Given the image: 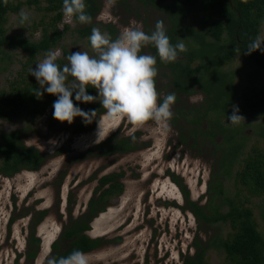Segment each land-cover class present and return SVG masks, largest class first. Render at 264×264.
<instances>
[{"label":"rangeland","instance_id":"374dc122","mask_svg":"<svg viewBox=\"0 0 264 264\" xmlns=\"http://www.w3.org/2000/svg\"><path fill=\"white\" fill-rule=\"evenodd\" d=\"M13 1L17 3L25 0ZM21 12L29 16V20L23 24L19 22ZM161 15L159 9L144 7L135 0H115L114 3L101 0V9L93 20V29H97L106 38H110L109 28L104 27L107 24H112L117 29L118 36L126 27L139 26L144 31V24L153 31L156 22L162 18ZM50 17V14L41 9L23 5L19 11L8 14L5 27L8 34L37 40ZM186 23L192 24V19L186 20ZM65 24L69 26V30L58 44L49 52L38 56L34 64L26 66V70L35 69L36 63L42 62L49 54L56 56L55 62L62 60L65 66L68 64L67 56L72 52H87L90 56L95 53L89 36L81 38L76 32V28L81 25L73 17L64 14L58 24L59 29L63 30ZM258 40H264V22ZM143 55H148L146 50ZM27 60V54L20 49L5 48L0 53V92L10 90L12 85L25 79L24 67ZM225 68L233 72L234 82L240 91L248 88L257 91L264 87V71L242 57L235 58ZM167 83L165 77L159 76L155 82L156 91ZM97 95L98 92L94 96ZM203 97L200 92L188 96L181 94L178 103L171 106L173 115L167 130H160L154 122L148 121L134 131V134L137 133L139 148L110 156L101 155L102 149L97 145L114 133L118 136L131 135L133 125L126 118L121 119L117 129L111 131L100 143H95L97 122L103 121L106 112L93 119L96 123L90 130L76 127L83 121L81 117H75L71 124L54 119L53 103L48 104L34 118H0V130L6 132L24 128V143L38 148L47 156L40 169L22 170L11 176L0 174V264H43L46 261L45 250L50 249L49 257L52 249V241L49 244L46 242L48 245L44 246L45 240L49 238L54 241L58 238L60 224L63 220H68V212L72 217L82 213L90 196H95L99 177L110 172L123 173L119 177L123 190L118 196H112L105 210L98 213L91 222L88 235L93 239H100L101 243L83 253L87 264H183L182 255H192L195 251V237L205 242L212 236H227L230 231L227 224L198 223L194 214L186 207L183 190L177 183L179 181L185 186L192 201L202 196L199 204H204L210 182L215 178L213 174L222 171L220 162L224 157L222 149L226 145L217 148L210 142H196L186 137L191 127L187 121L190 114L174 117V108L179 103L189 110L190 106L200 105ZM97 101L99 100L93 102ZM233 105L238 107V114L243 116L244 121L235 125L229 123L227 127L236 131L234 138L243 137L244 146L242 152L237 154L232 169H224L221 183L225 193L233 201H241L252 209L258 229L264 236L262 197L249 192L248 187L234 175L241 166V159L253 146L264 153V119L244 115L239 108V97L230 106V113ZM176 124L181 127L182 135L176 129ZM179 136H184L185 141L181 142ZM222 140L218 136L215 144ZM26 173H38L44 182L25 191L22 179ZM163 185L168 188L162 189ZM42 192L46 193L43 197L40 196ZM49 199L50 204L47 203ZM35 205L39 211L47 213L35 230V236H40L38 251L34 259H29L27 255L33 246H25V240L31 230L28 218L37 212ZM10 216L14 219L8 223ZM97 225L103 229L102 233L98 232ZM109 226L112 228H108ZM65 245L63 239L58 241L60 248ZM205 260L209 264H219L225 261V254L212 246L205 253Z\"/></svg>","mask_w":264,"mask_h":264},{"label":"trees","instance_id":"16d2710c","mask_svg":"<svg viewBox=\"0 0 264 264\" xmlns=\"http://www.w3.org/2000/svg\"><path fill=\"white\" fill-rule=\"evenodd\" d=\"M144 7L157 8L162 12L166 34L170 43L175 45L181 40L187 51L178 53L174 62L161 61L157 50L151 44L141 48L140 54L146 50L148 55L156 56L157 75L167 79L168 83L158 89V103L168 94H174L175 105L179 96L191 95L197 92L203 94V101L198 106L185 109L180 103L175 107V118L190 114L187 121L191 124L188 138L203 143H211L215 147L226 145L222 149L223 156L220 166L210 182L208 197L204 204L200 199L192 201L189 191L179 181L183 190L186 207L194 214L201 225L215 223L227 224L230 228L225 237H210L205 242L195 237L193 245L195 251L192 255H183V264H209L205 260L207 250L215 246L225 254V261L219 264H264V236L258 229L253 211L240 202L233 201L226 193L221 183L224 169L233 166L237 154L242 152L243 137L234 138L235 130L229 129L227 116L230 115V106L239 97L241 112L249 117L264 119V87L254 91L248 88L240 91L234 82V74L225 68L235 58L242 57L264 71V52L256 50L250 54L246 49L258 40L261 25L264 22V0H135ZM23 5L33 6L50 14V20L41 29L39 39L32 40L27 37L7 33L6 22L8 14L17 12ZM85 12L91 17L90 22L80 23L73 16V20L80 24L76 32L81 38L90 36L93 30V20L101 9V0H85ZM64 16L63 0H25L15 3L13 0H0V53L5 48L20 49L27 54L24 67L25 79L14 84L8 91L0 92V118L10 120L21 117H37L46 106L53 103L56 96L40 89L36 79L29 74L26 66H31L37 57L49 52L62 39L69 30L67 24L63 30L58 27ZM192 19V24L186 20ZM197 24L198 26H195ZM146 34H150L149 26L144 24ZM109 28L110 40L118 37V31L112 24L104 25ZM154 30V28H153ZM264 46V45H262ZM67 54L66 51H64ZM96 55V52L93 54ZM61 68L62 60L56 62ZM69 77V81H71ZM40 89L42 95L36 97ZM97 90L89 85L86 93L95 95ZM162 94L160 95V93ZM102 99V98H101ZM74 105L88 112L95 111L94 118H98L106 110L97 102L82 103L73 97ZM188 111V112H187ZM93 118V119H94ZM96 121L85 124L78 123L76 127L81 130H90ZM176 129L182 135L181 127ZM137 133L128 136H118L114 133L103 143L97 145L101 148V155L126 153L139 148L136 141ZM221 136L222 141L215 144V139ZM24 128L10 131L0 130V174L11 176L20 170H36L47 159V156L32 145L24 143ZM179 140L185 141L184 136ZM30 146V147H29ZM225 160V163H224ZM241 166L235 171V178L246 187L248 191L260 195L264 203V153L253 146L241 159ZM232 169V167H231ZM123 173L110 172L98 179L95 189L96 196L88 203L89 210L82 216L71 218L64 225L59 238L52 244V252L48 259L59 261L73 251L88 252L100 245V239H92L84 231L89 229L90 220L99 212L104 211L112 196H118L122 190L119 177ZM226 206V209L223 207ZM42 215L38 216L37 221ZM63 239L66 245L58 246ZM40 239L31 232L29 246L33 249L28 252V258H34L38 251ZM43 264H47L45 261Z\"/></svg>","mask_w":264,"mask_h":264},{"label":"clouds","instance_id":"9594fccd","mask_svg":"<svg viewBox=\"0 0 264 264\" xmlns=\"http://www.w3.org/2000/svg\"><path fill=\"white\" fill-rule=\"evenodd\" d=\"M114 2L115 0H110V3ZM85 7V0H63L64 14L74 16L80 23L91 20ZM19 15L20 24L29 20L27 13L21 12ZM89 41L96 55L72 52L67 56L68 64L61 68L55 62L56 56L49 54L42 62L36 63L35 69L30 70L29 74L36 79L40 89L56 96L52 105L53 118L71 124L75 117H81L83 123H91L95 111L86 112L78 104L74 105V97L82 103L99 100L106 110L103 121L97 122L95 143H100L111 131L116 130L119 121L125 118L133 125L131 132L148 121L154 122L160 130H167L173 115L171 106L175 96L168 94L158 103L154 81L157 75L156 56L142 55L140 51L143 46L151 44L156 48L161 61L174 62L178 53L187 51L183 41L175 45L170 43L163 21H157L150 34H146L139 26L126 27L115 40H110L93 29ZM262 45L264 40H256L246 49V53L256 50L264 52ZM69 77L72 78L71 81ZM89 85L97 90V96L86 93ZM40 89L36 97L42 95ZM238 112V107L233 105L232 113L227 116L229 123L235 125L244 121ZM43 182L38 173H26L22 179L25 191ZM45 195L44 192L40 193L42 197ZM47 203L50 204L51 200ZM49 251L50 249H46L44 253L47 264H87L86 257L80 251H73L59 261L48 259Z\"/></svg>","mask_w":264,"mask_h":264},{"label":"flooded vegetation","instance_id":"af4514ba","mask_svg":"<svg viewBox=\"0 0 264 264\" xmlns=\"http://www.w3.org/2000/svg\"><path fill=\"white\" fill-rule=\"evenodd\" d=\"M134 133V132H133ZM132 133V134H133ZM41 153H43L42 151H40ZM64 152V151H63ZM63 152H61V153H63ZM89 152H91V150H89ZM44 154V153H43ZM116 154V153H115ZM45 155V154H44ZM113 155V154H112ZM110 156V155H109ZM47 160V159H46ZM46 162V161H45ZM44 162V163H45ZM43 163V164H44ZM43 164L38 168V169H40L42 166H43ZM23 170H28V169H23ZM37 170V169H36ZM20 171H22V170H20ZM19 171V172H20ZM108 174V173H107ZM103 176V175H102ZM101 177V176H100ZM99 177V178H100ZM119 181H120V179H119ZM96 188H97V186H96ZM95 188V189H96ZM94 193H95V191H94ZM27 194V193H26ZM97 195V193H95V196ZM92 197H94V196H90V198L88 199V201L86 202V205H85V208H84V210L82 211V213H80L79 215H77L76 217H72V214L70 213V212H68V220L67 221H62L61 222V224H60V230H59V235L61 234V232H62V230H63V227H64V225H67L68 223H69V221H70V219L71 218H77L78 216H82V215H84L85 213H87L88 212V210H89V206H88V203H89V201H90V199L92 198ZM159 197H161V196H159ZM61 199V198H60ZM174 199H176V198H174ZM40 203V202H39ZM37 204V203H36ZM35 208H36V205H35ZM37 209V208H36ZM105 210V209H104ZM37 212L32 216V214L29 216V218H28V225L31 223V230L30 231H28L29 233H28V236H26V240H25V246H27L28 245V243H29V237H30V234H31V232H33V234H34V236H35V230H36V228H37V225H38V223L41 221V219L46 215V213H47V211H39V209H37L36 210ZM39 211V212H38ZM158 211V210H157ZM101 212H103V211H101ZM101 212H99V213H101ZM40 215H42V217H41V219L39 220V221H37V218H38V216H40ZM96 217V216H95ZM13 219L14 218H12L11 216L10 217H8V223L10 222H12L13 221ZM94 220V217L90 220V222H89V229H87V230H85L84 231V234H86L87 236H89L88 235V231L90 230V228H91V222ZM35 237H37V238H39L40 239V236H35ZM90 237V236H89ZM58 238H59V236H58ZM57 238V239H58ZM91 238V237H90ZM93 239V238H92ZM49 241L51 242V248H52V244L54 243V241H53V239H49ZM49 241H48V239H47V241L45 240V242H44V246H47L48 244H49ZM46 242H48V244L46 245L45 243ZM28 247H29V245H28ZM91 251V250H90ZM51 252H52V249H51ZM89 252V251H88ZM84 253H87V252H84ZM183 256V255H182ZM35 258V257H34ZM34 258H29V259H34ZM182 263H183V260H182Z\"/></svg>","mask_w":264,"mask_h":264},{"label":"bare ground","instance_id":"6f19581e","mask_svg":"<svg viewBox=\"0 0 264 264\" xmlns=\"http://www.w3.org/2000/svg\"><path fill=\"white\" fill-rule=\"evenodd\" d=\"M163 187H164V189H166L167 186H164V185H163V186H162V189H163ZM167 188H168V187H167ZM167 190H168V189H167ZM169 191H172V189L169 190ZM109 214H110V213H109ZM108 225H109V224H108ZM95 226H96V225H95ZM105 226H106V225H105ZM110 226H112V225H110ZM110 226H109L108 228L111 229L113 226H112V227H110ZM103 228H105V227H103ZM97 230H98V232H101V233L103 232V229H102L101 227H98V225H97ZM104 230H107V229H104ZM112 230H113V229H112ZM46 241H47V240H46ZM48 241H49V238H48Z\"/></svg>","mask_w":264,"mask_h":264}]
</instances>
